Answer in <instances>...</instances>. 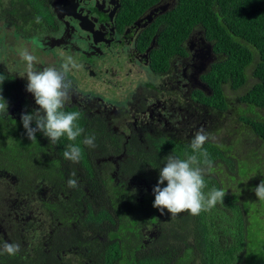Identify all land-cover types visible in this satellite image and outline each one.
Segmentation results:
<instances>
[{
    "label": "flooded vegetation",
    "instance_id": "flooded-vegetation-1",
    "mask_svg": "<svg viewBox=\"0 0 264 264\" xmlns=\"http://www.w3.org/2000/svg\"><path fill=\"white\" fill-rule=\"evenodd\" d=\"M40 1L44 8L35 9L33 0L21 6L2 0L0 7V71L6 78L0 96L8 104L7 112L0 110V243L19 240L25 250L42 241L51 251L58 231L74 229L79 237L66 251L75 257L79 251L87 255L88 228L100 232L99 220L88 226L86 203L89 195L95 208L103 200L89 186L146 194L150 185L139 173L151 139L177 131L190 118L192 133L199 130L196 96L212 92L203 76L216 56L199 31L176 39L178 0ZM18 41L33 48L27 51L36 57L34 70L59 67L69 56L78 65L67 73L73 88L62 109L80 113L74 123L84 132L75 141L65 135L53 144L42 132L34 141L26 135L21 114L39 105L21 76L27 51ZM90 135L95 147L83 143ZM68 143L81 148L79 162L64 158ZM69 179L78 186L70 188Z\"/></svg>",
    "mask_w": 264,
    "mask_h": 264
},
{
    "label": "trees",
    "instance_id": "trees-1",
    "mask_svg": "<svg viewBox=\"0 0 264 264\" xmlns=\"http://www.w3.org/2000/svg\"><path fill=\"white\" fill-rule=\"evenodd\" d=\"M24 1L13 3L21 6ZM32 5L44 8L40 0H33ZM174 17L176 39L185 41L193 30L199 31L216 56L203 76L212 92L200 90L196 97L199 129L212 137L203 145L213 167L203 177L202 192L207 197L214 187L224 190L223 203L199 215L185 211L171 216L167 209L161 214L153 207V188L166 157L172 154L185 159L192 154L194 124L190 118L177 131L151 139L149 156L142 158L139 173L150 185L144 196L124 186H89L103 201L95 208L87 196L88 226L96 219L100 228L96 234L87 230V255L79 251L74 257L66 251L79 234L64 229L55 234L51 251L40 241L34 249L0 254V264H264V236L258 230L264 201L254 191L264 180V117L258 111L264 109V0H178ZM250 67L252 75L248 74ZM250 77L254 81L248 85ZM247 85L236 100L229 98L227 88L238 91ZM234 105L238 114L231 130L227 113ZM227 128L228 137H215ZM243 158L256 170L241 171ZM166 185L167 181L162 187ZM255 211L262 216L254 217ZM106 222L109 226L102 228ZM81 242L78 239L76 244Z\"/></svg>",
    "mask_w": 264,
    "mask_h": 264
},
{
    "label": "clouds",
    "instance_id": "clouds-1",
    "mask_svg": "<svg viewBox=\"0 0 264 264\" xmlns=\"http://www.w3.org/2000/svg\"><path fill=\"white\" fill-rule=\"evenodd\" d=\"M35 20L36 23L42 22L39 16ZM22 58L27 62V71L20 75L26 76V90L34 94L35 102L39 105V108L34 109L31 113L21 114V122L26 130V135L34 141L37 139L36 133L42 132L53 144L65 135L69 141H75L84 132L82 127L74 123L79 119L80 113H66L62 109L73 88L67 73L70 67L74 69L78 65L69 56L59 67H45L37 71L33 69L35 56L24 52ZM5 79L0 75V83H3ZM0 99L5 101L2 96ZM0 110L7 112L6 101L0 103ZM33 122L35 127L32 126ZM209 139H212L211 135L201 128L195 132L191 139V155H187L185 159H180L172 154L166 157V163L160 168L158 183L153 188L155 194L153 207L158 208L161 214L167 209L171 216L185 211L192 215H199L202 210L215 207L217 202L223 203L226 194L224 190L214 187L207 197L202 192L205 187L203 177L210 173L213 167L209 153L203 148ZM94 141L95 136L90 135L84 138L83 143L89 147H95ZM63 156L72 162H79L81 148L76 144L68 143ZM165 181H167V185L162 187ZM68 186L75 188L78 186V181L69 179ZM254 191L258 199L264 201V180H261ZM19 251L20 245L17 243L5 241L0 245V254L15 255Z\"/></svg>",
    "mask_w": 264,
    "mask_h": 264
},
{
    "label": "rangeland",
    "instance_id": "rangeland-1",
    "mask_svg": "<svg viewBox=\"0 0 264 264\" xmlns=\"http://www.w3.org/2000/svg\"><path fill=\"white\" fill-rule=\"evenodd\" d=\"M34 44V43H33ZM17 46L20 48V50L21 51H27V50H31L32 51V47L31 46H29V45H27L25 42H22V41H18L17 42ZM28 53H30L31 54V52L30 51H27ZM24 53V52H23ZM23 59V58H22ZM24 60V59H23ZM27 63V62H26ZM34 63V62H33ZM27 65V64H26ZM252 67H250L249 69H248V74L249 75H252ZM79 76H81V75H79ZM254 81V79H253V77H250V80H249V82H248V85H249V83H251V82H253ZM248 85L246 86V87H244V88H242V89H239L238 91H234V90H232V89H229V88H227V92H228V96H229V98L231 99V100H236L237 98H238V96L239 95H241L247 88H248ZM230 100V101H231ZM241 106H243V107H246V105L245 104H242ZM258 111L260 112V114L261 115H263V117H264V109H258ZM237 114H238V109H237V107H236V105H234V108L233 109H230L229 111H228V113H227V127L228 128H230L229 126H231V130H232V126H236V119H237ZM232 118V119H231ZM231 119V120H230ZM229 125V126H228ZM226 129L225 130V132H222V134L221 135H219V137H217L216 135H215V137L217 138V139H222L223 137H228L229 135H230V131H229V129ZM242 161H241V163H240V169H241V171H246V170H249V169H252L253 168V170L255 171L256 169H254V166L250 163V161H249V159L248 158H243V159H241ZM32 203H34L35 205H37L38 203H35V202H32ZM262 211H264V210H262ZM258 216H262L260 213H258V212H254V217H258ZM18 227H20V225L18 226ZM258 230L261 232V234L264 236V217H262L261 218V225H260V227L258 228ZM24 231V230H23ZM22 231V232H23ZM39 236V232L37 231V233H36V237H38ZM35 237V238H36ZM2 243H0V245H1ZM29 247H25V249L27 250Z\"/></svg>",
    "mask_w": 264,
    "mask_h": 264
}]
</instances>
